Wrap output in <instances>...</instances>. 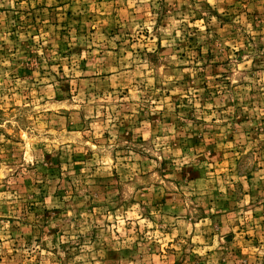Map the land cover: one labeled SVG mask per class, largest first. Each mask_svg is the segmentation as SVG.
I'll list each match as a JSON object with an SVG mask.
<instances>
[{
    "label": "rangeland",
    "instance_id": "obj_1",
    "mask_svg": "<svg viewBox=\"0 0 264 264\" xmlns=\"http://www.w3.org/2000/svg\"><path fill=\"white\" fill-rule=\"evenodd\" d=\"M0 264H264V0H0Z\"/></svg>",
    "mask_w": 264,
    "mask_h": 264
}]
</instances>
